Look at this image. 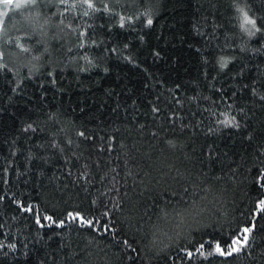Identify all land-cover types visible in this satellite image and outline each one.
<instances>
[{"label":"trees","instance_id":"16d2710c","mask_svg":"<svg viewBox=\"0 0 264 264\" xmlns=\"http://www.w3.org/2000/svg\"><path fill=\"white\" fill-rule=\"evenodd\" d=\"M37 3L0 33V264H264V0Z\"/></svg>","mask_w":264,"mask_h":264},{"label":"snow or ice","instance_id":"6c2138e0","mask_svg":"<svg viewBox=\"0 0 264 264\" xmlns=\"http://www.w3.org/2000/svg\"><path fill=\"white\" fill-rule=\"evenodd\" d=\"M81 3L83 5L87 6V9H91L93 12L95 11H100V9L95 7L94 4V0H72V2H70V0H58V3L60 5H65V12L70 10V9H75L77 7V3ZM116 3H119V0H116ZM0 4L5 6V11L3 13H0V17H4L8 15V8L11 6V8L13 10L15 9H20L26 6H34L37 4V0H0ZM104 11L106 12H110V8L108 4L104 5ZM236 11L239 13V19H240V24L239 27L241 29L242 32L246 33L249 37L254 36L257 32H260L261 29L259 27H257V21L254 17L249 15V12L242 7H239V5H237L236 7ZM64 13H61V15H63ZM85 16L89 15L88 11H85L83 13ZM124 21H125V17L121 16L120 17V22H121V27L124 26ZM3 19L0 18V24H3ZM47 23V21H46ZM61 23H63V21H61ZM147 24L151 25L152 24V20L151 18H149L147 20ZM81 37L84 36V33L81 32L79 34ZM19 39L17 38V47L21 49V51H28L27 48H24L20 43H19ZM81 47H83V43H81L80 45ZM3 57V53L0 52V58ZM227 61H222L221 63V67L226 66ZM0 67H4V65H0ZM153 111H157V109H153ZM223 124H225V126H231L233 124H235V118L232 117L231 119L229 118H225L224 121H222ZM29 127H31V125H29ZM80 135H83V133H81ZM55 146V145H54ZM260 179L262 181H264V172H261V176ZM261 188H264V183L260 184ZM261 195H264V192L261 193ZM25 211H32L31 207L24 209ZM254 215H264V199H259L256 203V208H255V213ZM41 219L46 220V221H52V217L50 216H44L41 217L40 215L36 216V223L37 224H41ZM68 219L70 221H79V223L81 224V226H88V227H94V224L96 222L92 221V220H88L85 217L81 216L79 213L73 214L71 212L68 213ZM64 224V221H60V224H57V227H60L61 225ZM43 226V225H41ZM255 225L253 224L252 226H245L243 228H241L238 232V234L234 237L231 238V243L227 244L226 247L222 246L221 243L219 241L215 242L214 245L212 246V250L211 251H205V244H200V246L196 249V252L199 253L202 256H211L213 254H219L220 256H232L233 254L236 253H240L243 249H245L246 247H248V242H249V234L253 232ZM104 228L106 230H110L108 228L107 225H104ZM125 244H127V241L124 242ZM210 244L212 242H209ZM14 247V245L12 246ZM187 256L189 258H191L193 256V252L188 251L187 252Z\"/></svg>","mask_w":264,"mask_h":264},{"label":"rangeland","instance_id":"374dc122","mask_svg":"<svg viewBox=\"0 0 264 264\" xmlns=\"http://www.w3.org/2000/svg\"><path fill=\"white\" fill-rule=\"evenodd\" d=\"M37 1L48 3V2H51L52 0H37ZM38 4L39 3H37L34 6H26V7H23L20 9H15V10H13L10 6L8 8V15L4 16V17H0V18H2L4 22H7L8 20H10L13 17H16L17 19H21V20L27 19V20H29V22L33 21L35 19V17L37 18V16H34L31 13H27V11L32 9V12L34 11L33 13H36L35 7H38ZM4 11H5V6L0 4V13H3ZM4 22H3V24H0V33H2L1 30H2V26L4 25Z\"/></svg>","mask_w":264,"mask_h":264}]
</instances>
